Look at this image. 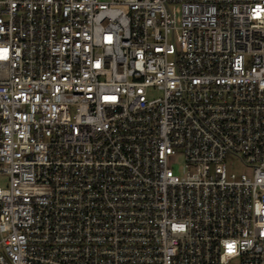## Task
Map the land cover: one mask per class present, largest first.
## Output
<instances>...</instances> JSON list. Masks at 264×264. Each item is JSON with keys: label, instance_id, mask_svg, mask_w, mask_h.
Wrapping results in <instances>:
<instances>
[{"label": "built area", "instance_id": "2783aa9c", "mask_svg": "<svg viewBox=\"0 0 264 264\" xmlns=\"http://www.w3.org/2000/svg\"><path fill=\"white\" fill-rule=\"evenodd\" d=\"M0 174V264H264V0H0Z\"/></svg>", "mask_w": 264, "mask_h": 264}, {"label": "rangeland", "instance_id": "374dc122", "mask_svg": "<svg viewBox=\"0 0 264 264\" xmlns=\"http://www.w3.org/2000/svg\"><path fill=\"white\" fill-rule=\"evenodd\" d=\"M155 93V92H153ZM229 163V169L234 170L237 172H249V170L242 164L240 159L237 157H228L227 159ZM184 165V158L182 155L178 156L177 158V163L174 165V170L177 173H182V167ZM9 178L5 174H0V185L1 186H6L8 184Z\"/></svg>", "mask_w": 264, "mask_h": 264}]
</instances>
